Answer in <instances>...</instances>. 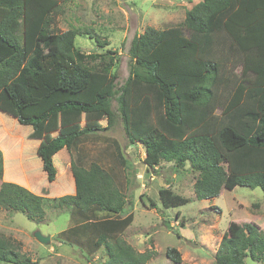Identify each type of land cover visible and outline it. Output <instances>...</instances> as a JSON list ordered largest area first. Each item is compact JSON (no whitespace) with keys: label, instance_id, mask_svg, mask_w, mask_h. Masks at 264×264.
Instances as JSON below:
<instances>
[{"label":"trees","instance_id":"trees-1","mask_svg":"<svg viewBox=\"0 0 264 264\" xmlns=\"http://www.w3.org/2000/svg\"><path fill=\"white\" fill-rule=\"evenodd\" d=\"M182 1L193 3L195 0ZM233 5H237L235 0H199L186 9L185 18L177 27L147 26L132 40L129 75L119 83L116 70L110 75L104 74L109 71V67H105L108 65L105 57L110 51L86 53L76 45V37L82 33L79 29L58 30L57 18L63 13L61 4L45 10L41 0H0V93L5 92L17 111L19 123L41 134L36 147L41 160L38 166H42L49 182L57 181L60 173L70 178L65 192L55 195L35 192L29 181L23 184L7 180L4 154L0 149V207L23 210L30 218L39 220L45 216V201L52 200L56 207H66L70 211V225L58 233V239L86 251L90 247L94 253L104 248L107 254L104 264H147L155 252L138 251L124 238L134 219L131 200L126 194L133 186V180L128 178L130 162L123 156L118 139L106 133L114 130L120 121L129 145L140 143L144 146L143 162L148 169L174 162L177 170L189 164L197 171L194 190L199 199L215 198L223 188L232 190L236 186L260 187L264 191V163L259 157L251 160L250 151L246 150L264 151V124L252 134H244L224 121L233 116L245 100L225 117L224 112L218 116L217 104L227 109L225 97L219 94L224 75L218 62L202 59L203 68L197 73L195 84L186 91L188 107L184 109L183 99L176 95L178 82L166 81L155 60L159 56L155 52L176 37L175 30L214 35L221 29L218 22L222 18H227L223 27L233 21L231 15L236 9ZM244 7L248 11L253 9V5ZM29 18L38 19L39 24L28 49ZM95 38L99 39L97 35ZM232 40L239 44L237 36H232ZM138 51L142 57L137 55ZM95 59L99 60V66L105 67L102 71L95 67L96 64L92 66ZM234 60L235 52L226 62L232 67L226 90L231 79L237 78L231 75ZM255 61L259 68L264 64V61ZM94 73H103L105 79L90 92L88 101L65 100L76 98V94L79 97L86 94ZM140 83L157 88L163 98L164 121L171 129L166 130L158 124L145 127L144 117L154 113L144 102L153 103L150 98L155 91L145 89L135 96L131 84ZM262 83H258L260 88H264ZM63 92L68 93L63 101L38 115L26 116L28 107H36L52 95ZM242 95L240 88L236 98L241 99ZM261 101L257 107L264 113V100ZM61 112L66 116L57 120L55 114ZM214 117L217 121L212 120ZM185 122L191 126L186 130L183 129ZM64 125L71 126L61 129ZM179 127L182 132L173 130ZM58 160L62 167L64 161L62 172L56 166ZM159 194L165 207L189 201L169 187L161 188ZM166 254L174 262H182L177 248L169 247ZM248 256L264 264V229L254 222L232 221L229 233L222 238L216 252V264H246ZM1 262L32 264L31 258L22 252L21 244L0 231Z\"/></svg>","mask_w":264,"mask_h":264},{"label":"rangeland","instance_id":"rangeland-1","mask_svg":"<svg viewBox=\"0 0 264 264\" xmlns=\"http://www.w3.org/2000/svg\"><path fill=\"white\" fill-rule=\"evenodd\" d=\"M197 1L199 0L193 3ZM41 2L45 10L49 6L52 8L57 4L62 5L63 13L57 18V28L61 31L69 28L79 29L82 33L77 35L76 45L81 50L86 53L97 52L96 54L110 51L105 57L108 62L105 67H109V71L104 74L110 75L116 70L119 73V83L129 75L130 47L133 38L149 25L159 29L177 27L184 20L186 9L193 5L182 0H41ZM235 2L237 5H233L236 9L231 15L232 22L229 21L223 27L227 18H222L218 22L221 29L219 28L214 35H197L186 29L175 30L176 37L165 42L155 52L159 53L155 60L159 62L160 75L166 81L178 82L176 95L183 99L184 109L188 107L186 91L195 84L197 73L203 68L202 59L211 58L218 62L224 75L219 94L225 97L227 109L217 104L215 110L219 114L224 112L223 116H226L228 111L245 100L236 113L224 121L229 122L241 133L252 134L264 124V113L258 108L261 100H264V88H260L258 84L264 82V64L259 68L255 61V59L264 61V0ZM245 5H253V9L248 11ZM30 19L27 24L28 49L34 42V31L39 24L38 19ZM95 35L99 37L98 40ZM232 36H237L239 44L232 40ZM192 38L198 43L194 44ZM233 52L235 60L231 75L237 78L231 79L232 82L226 90L232 68L226 62ZM137 55L142 57L139 51ZM98 62L99 60L95 59L92 66L96 64L95 67L102 71L105 67L99 66ZM97 74L92 75L91 87L81 97L76 94V98L65 99L67 92L56 93L42 101L40 105L28 107L25 111L26 116L38 115L45 108L64 99L88 101L90 92H94L96 86L102 85L105 79L103 73ZM261 86L263 87L264 83ZM240 88L243 91L241 99L236 98ZM145 89L155 91L151 92L150 99L153 103L144 102L151 108L152 114L154 113L144 117L145 127L158 124L166 130L171 129L164 121L166 118L162 112L163 98L157 88L151 89L144 83L137 86L131 84V92L135 93V96L141 95ZM0 96L7 99L5 101L0 98V149L4 154L7 180L23 184L29 181L34 187L32 189L39 193L55 195L65 192L69 187V177L60 173L57 181L51 183L42 166H38L41 160L36 147L41 134L35 132L31 126L20 124L16 117L17 111L8 101L5 92L2 91ZM113 106L116 108V101ZM55 115L57 120L62 119L63 115L66 116L62 112ZM212 120L217 121L215 117ZM190 127L185 122L183 129ZM173 130L182 132L180 127ZM106 133L118 139L123 156L130 162L128 178L133 180V186H130L126 194L131 200L134 219L126 229L124 238L138 251L155 252L147 264H178L167 256L166 251L169 247L177 248L182 254L180 264H216V252L222 238L229 233L232 221L254 222L264 229V191L260 187L236 186L232 190L223 188L220 195L215 198L199 199L194 190L198 172L189 164L182 170L174 168V162H164L159 167L148 169L143 162L144 146L140 143L129 145L121 121L114 130ZM246 150L250 151L248 157L251 160L259 157L264 163V151L248 148ZM62 164L64 167V161ZM56 166L62 172L63 167L59 160ZM1 183L0 178V185ZM165 187L189 198V201L165 207L159 194L160 189ZM44 209L45 216L38 220L30 218L23 210L14 211L0 207V231L21 244L22 252L31 258L32 264L105 263L107 254L104 248L94 253L90 247L86 251L76 244L58 239V233L70 225L69 209L56 207L52 200L45 201ZM37 231L43 235H51V241L48 244L40 242L35 237ZM245 261L246 264H259L251 256L246 257Z\"/></svg>","mask_w":264,"mask_h":264},{"label":"water","instance_id":"water-1","mask_svg":"<svg viewBox=\"0 0 264 264\" xmlns=\"http://www.w3.org/2000/svg\"><path fill=\"white\" fill-rule=\"evenodd\" d=\"M35 237L42 243L48 244L51 241V235H43L41 232L37 231Z\"/></svg>","mask_w":264,"mask_h":264},{"label":"crops","instance_id":"crops-1","mask_svg":"<svg viewBox=\"0 0 264 264\" xmlns=\"http://www.w3.org/2000/svg\"><path fill=\"white\" fill-rule=\"evenodd\" d=\"M66 126H71V125H64V126H61V129H62V128H65Z\"/></svg>","mask_w":264,"mask_h":264}]
</instances>
